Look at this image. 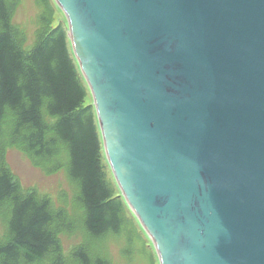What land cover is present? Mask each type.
Returning a JSON list of instances; mask_svg holds the SVG:
<instances>
[{
	"label": "water",
	"instance_id": "water-1",
	"mask_svg": "<svg viewBox=\"0 0 264 264\" xmlns=\"http://www.w3.org/2000/svg\"><path fill=\"white\" fill-rule=\"evenodd\" d=\"M56 2L160 264H264V0Z\"/></svg>",
	"mask_w": 264,
	"mask_h": 264
},
{
	"label": "trees",
	"instance_id": "trees-1",
	"mask_svg": "<svg viewBox=\"0 0 264 264\" xmlns=\"http://www.w3.org/2000/svg\"><path fill=\"white\" fill-rule=\"evenodd\" d=\"M13 15L0 0V264H114L111 246L122 238L131 259L137 238L128 205L108 179L97 113L69 34L45 20L32 47L22 48ZM10 148L45 173L65 172L75 205L53 212L49 197L24 190L8 165ZM64 237L75 241L67 251Z\"/></svg>",
	"mask_w": 264,
	"mask_h": 264
},
{
	"label": "rangeland",
	"instance_id": "rangeland-1",
	"mask_svg": "<svg viewBox=\"0 0 264 264\" xmlns=\"http://www.w3.org/2000/svg\"><path fill=\"white\" fill-rule=\"evenodd\" d=\"M11 4L14 13L12 23L18 28L14 30L15 36L19 40L22 48L32 47L35 41V34L39 26L45 20L51 22V28H63L69 34L68 21L63 12L57 6L55 0H48L44 3L43 0H8ZM54 8V13L52 7ZM53 15V16H52ZM20 31V33H19ZM26 35H22V34ZM88 103L93 104L92 95H89ZM8 157V165L14 174L16 181L20 186L28 191L36 192L38 194L46 195L50 198V203L55 205L53 212L58 210L69 211L75 205L76 194L71 188L68 177L65 172H50L45 173L42 167H37L33 164L29 157L18 149L10 148L6 150ZM108 179L110 182H116L111 170L107 171ZM114 180V181H113ZM118 186V184H117ZM75 191V190H74ZM128 227L134 232L137 238L136 249L134 257L128 259L123 254V249L126 248V241L117 240L111 246L114 264H160L157 251L150 237L146 235L142 228L139 219L134 215L130 207L126 213ZM145 233V234H144ZM144 234V235H143ZM64 237V249L67 251L75 241L66 240Z\"/></svg>",
	"mask_w": 264,
	"mask_h": 264
}]
</instances>
